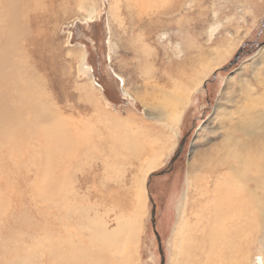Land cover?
I'll return each instance as SVG.
<instances>
[{
    "label": "rangeland",
    "instance_id": "obj_1",
    "mask_svg": "<svg viewBox=\"0 0 264 264\" xmlns=\"http://www.w3.org/2000/svg\"><path fill=\"white\" fill-rule=\"evenodd\" d=\"M14 1H27L33 6L32 9L27 7L28 12L23 13L22 22L16 20L20 23L19 26L28 23L25 30L29 32L25 37L26 50L22 49L20 44L16 59L23 66V71L28 70L24 72L25 76H22V84L31 82V101L46 114L45 102L49 98V102L58 109L57 113L63 112L62 115L56 116L59 117L58 121L65 119L70 128L78 123L80 132L89 134L85 143L90 144L84 143L78 147L72 144L73 139H69L61 142L64 147H58V142L47 134L44 147L41 148L37 138L40 131H43L44 137L48 120H37L31 110L19 112L27 118L24 119L27 124H21V130L16 123L0 129V155H5L8 159L13 156L12 140L17 134L11 133L17 130H20L18 135L22 134V139H28L29 142L31 140L28 145L33 150L30 159L29 147H24L23 144L19 156V159L24 160L26 166L30 167L29 188L23 187L28 188L31 194V197L27 198L30 203L29 217L27 216L30 225L25 229L27 232L24 230L26 234L22 233L19 227L18 234L11 237V196L6 194L8 190L5 187L4 192L0 189V239H7L8 244L4 249L15 253L6 260V264H60L63 261L67 264H77L81 258L80 251L91 254V251L97 253L101 250L105 256L98 259L101 264H104L107 257L110 258L109 255L114 257L112 264H176L178 254L173 246L172 235L181 216L179 207L186 188L188 167L195 152L201 149L197 147L205 138V134L220 132L218 121L224 116L225 109L228 113L239 111L252 116L258 115L256 129L264 130V110L261 106H254L250 100L242 101L250 86L264 82V0H184L182 2L189 4L187 9L177 8L175 20L178 23L174 29L177 40L172 43L181 42V47H175L168 41L169 33L159 36V43L170 50L172 60L169 69L167 65L166 69L158 66L160 73L165 72L164 78L175 74L177 64L187 56L194 58L215 48L224 54L225 50L227 52L235 43H239L223 66L209 71L202 81V86L190 90L182 121L177 127L170 126L165 116L155 107L152 110L153 106L145 107L141 103L144 97L155 92L153 88L147 91L146 78L143 79L140 74L135 75L133 72L127 43L130 34L121 32L118 21L111 15V7L118 2L119 16L122 9L120 0H79L86 2V6L95 8L96 14L90 17V8H82L78 13H67L62 19L58 13L55 15V10L50 9L49 13L45 11L44 2H48L50 6L58 5L59 2ZM14 1L0 0L4 3ZM185 12L186 17L183 16ZM182 16L184 19L180 22ZM179 26L185 29L184 36L180 34ZM189 42L192 45L186 53L185 47ZM156 45L153 42L152 46ZM162 59V63L166 64L164 55ZM208 63L210 62L205 65ZM192 65V74L197 70L198 75L206 72L207 67L199 65L195 70L194 63ZM261 68L263 75L258 76L256 72ZM174 76L172 77L175 79L165 83L164 78L157 75L149 86L153 87V84L158 90L173 93L178 83L176 75ZM199 76L194 84L201 80ZM87 88L94 92L92 101L88 92L85 93ZM262 93L247 95L255 97ZM153 95L162 97L163 93L156 92ZM95 100L102 102L99 109ZM245 107L249 110L246 111ZM96 110L120 119L141 118L145 122L153 123L151 139L147 141L149 158L153 161L141 167L143 162L138 165L132 157L131 161L134 162L123 159L124 161L112 162L111 165H102V150L97 146L98 141H95L96 135L100 134L97 131L100 124L97 121L94 123L93 119H100L96 116ZM112 127L116 130V127ZM77 132L73 133L81 136V133ZM86 147L90 150L89 153L84 152ZM140 152L143 151L140 149ZM178 153L177 160L172 164ZM16 169L19 167L16 166ZM161 172L164 174L156 175ZM10 174L13 182L14 170L8 166V181L3 180L4 182H10ZM0 178L2 179L1 173ZM141 188L145 194L139 193ZM153 205L156 207L154 220ZM98 215L103 220L101 225H105L108 233L118 231L120 242L123 240L122 250L120 245L119 249L112 250L113 248L101 244L108 239L94 232L93 222ZM122 219L139 223L135 237L137 240L125 239L126 227L119 224ZM1 228L5 230L1 231ZM21 234L27 237L25 241L22 240ZM76 246L82 250H76ZM260 251L261 246L255 250L250 264H264ZM63 254L65 257H62ZM2 260L4 256L0 252V262Z\"/></svg>",
    "mask_w": 264,
    "mask_h": 264
},
{
    "label": "bare ground",
    "instance_id": "obj_2",
    "mask_svg": "<svg viewBox=\"0 0 264 264\" xmlns=\"http://www.w3.org/2000/svg\"><path fill=\"white\" fill-rule=\"evenodd\" d=\"M49 1H52V3L59 2V4L55 6L51 4L50 6L47 4L48 2H44L46 3V13L55 10V15L58 13L61 19L67 13H78L82 8H90L85 5L86 2H79V0ZM120 1L122 9L119 16H124V18L118 16V2L111 7V15L118 21L119 30L124 34H130L127 43L128 54L131 55L132 70L135 75L140 74V77L146 78L145 82H148V85L145 84V88H147V91L153 88L155 93H163V98L159 95H153L155 93L148 94V97H144L141 103L145 107L152 108L153 106L152 110L155 107L157 111L165 116L170 126L177 127L182 121L184 115L183 109L190 90L193 87L202 86V81L207 77L209 71H214L223 66L222 64L227 62V59L239 43H235L227 52L225 50L224 54L221 50H215V48L209 49L206 53H201L194 58L186 55L187 57L177 64L176 73L164 78L166 74L165 72L160 73L158 66L165 68L167 65L169 69L172 60L170 59V50L159 43L161 41L159 36L163 33H169L168 41L174 44L175 47H181V42L172 43L177 40L176 30L174 29L178 22L175 20V15L178 7L183 10L187 9L188 2H182L184 0ZM27 7L32 9L33 6H30L27 1L0 2V12L2 13L0 15V129H4L5 125L9 127L7 125L16 123L21 130V124L25 123L24 119L27 118L23 117L19 112L24 113V111L30 112L31 110L37 120L42 121L44 118L48 120L46 122L48 125L44 129V137L42 135L43 131H40L37 138V142L41 148L44 147V138H46L45 135L47 134H49L51 139L56 140V143L58 142V147H64V144L61 142L69 139H73L72 144L79 147V145L81 146L86 142V137L89 134L86 132V134L84 132V134L81 133L82 131L80 132L78 123L71 125V129L65 119L58 121L59 117L56 116L58 114L62 115L63 112L61 111L62 114L60 112L57 113L58 109L56 110L54 105L49 102V98L45 102L46 114H44V110L37 108L31 101L33 99L31 82L26 85L22 84V76H25L24 72L26 73L28 70L25 69L26 71H23V66L16 59V51L20 48V44L22 49L26 50L25 44H27V39L25 37L29 35V32L25 30L28 27V23L27 25L22 24L19 26V22H22L23 13L28 12ZM20 10L21 13L19 14ZM88 14L90 17L94 16L96 14L95 8H90ZM186 15L187 12L183 13L184 17ZM183 16L180 22L184 19ZM179 29L180 34L184 36L183 32L185 29H181V27ZM153 42L157 44L156 47L152 46ZM191 45L190 42L186 44V53ZM199 48L203 49L202 46H199ZM179 51L183 50L179 49ZM162 55H164V59L166 58V64L162 63ZM207 62L210 63L205 65ZM192 63H194V68L199 65L207 67L206 72L202 73V75L199 74V76L197 70V72L195 71L192 74ZM256 74L258 76L263 75V68L259 69ZM157 75L164 78L165 83L175 79L172 76L176 75L178 83L177 85L174 84L177 86L176 89L174 88L175 92H163L155 88L153 84L151 85L153 87H150L149 83L153 82L157 78ZM198 76L201 77V80L194 84ZM82 88L84 89V87ZM249 88L247 94L263 93L255 97L245 94L242 97V101L244 99L250 100L254 106H261L264 110V82L261 84L255 83L254 87L250 86ZM87 92L92 101L95 97L94 92L88 88L85 93ZM95 101L97 103L96 107L98 105L97 108L99 109L102 102L99 100ZM19 105L21 107L18 108ZM245 110L248 111L249 108L245 107ZM96 116L100 117V119L96 120L94 117L95 122H93L96 123L97 121L100 124V128L97 130L100 134H97L95 137V141H98L99 144H95L102 150L100 156L102 165H111L112 162L124 161L123 159L131 161L132 157L138 165H140L141 161L143 162L141 163V167L153 161L152 158H149V146L147 143L151 139L153 123L145 122L141 118L120 119L112 114H102L101 112H97ZM257 118L258 115L252 116L249 113L239 111L228 113V110L225 109L224 116L218 121L220 132H214L211 135L205 134V138L198 145L197 148L201 149L197 150L191 158L186 188L184 189L179 207L181 216L172 235L173 246L175 252L178 254L177 256L174 253L177 256L176 264H250L255 250L259 246H261V257L264 258V130L259 131L256 129ZM83 119L82 122H84ZM98 124L95 125L97 126ZM112 126L116 127V130ZM82 127L84 130V124H82ZM90 129L92 130V128ZM20 130L12 131L11 133V135L17 134V137H13L12 140L13 156L8 159L5 155H0V173L2 174L0 189L4 192L5 187L8 190L6 194L11 196V214L9 215L10 225L13 230L11 237L18 234L19 227H21V232L24 233V230L28 229L30 225L27 219L30 209V203L27 202V198L31 197L28 189L30 181L28 171H30V167L26 166L24 160L21 161L19 156L23 144L24 147H29L28 156L30 159L33 155L31 153L33 150L29 146L31 140L29 142L28 139L24 140L21 138L22 134L18 135ZM72 131H78L81 133V136H78V134L76 136ZM91 134L95 136L94 132ZM25 135L29 136L27 133ZM85 144L88 145L90 143ZM140 149L143 152H140ZM84 152L89 153L90 150L87 149ZM8 166H11L14 170V178L13 182H11L12 175L10 174V182L6 183L3 180L8 181ZM16 166L19 169H16ZM24 186L28 188H23ZM139 193L142 195L144 189L142 190L141 188ZM99 216H96L93 222L94 232L96 235L108 239L107 242H102L101 244L106 245L110 249L113 248L112 250L119 249V245L121 248L123 240L120 242L121 239L118 231L108 233L105 225H101V221L103 220ZM119 224H123L126 227V240L127 238L131 240L136 239L139 223L126 222V220L122 219L121 222L119 221ZM4 230V228H1V231ZM25 231L27 232V230ZM21 236L23 237L22 234ZM25 237L22 240L25 241L27 238ZM7 244V239H0V252L4 256V260L0 264H6V260L15 255L13 251H6L4 249ZM24 246L22 249H24ZM75 248L76 250H82L79 246ZM123 250L125 252V249ZM102 252L103 250L97 253H92L91 251V254H85L80 251L79 255L81 258L78 259L77 264H101L99 263L100 261L98 262V259L103 258L104 254ZM109 256L110 258L107 257L108 259H106L104 264H112L111 261L114 260V257L112 255ZM62 257H65V254ZM74 263L72 262L71 264ZM60 264L67 263L63 261Z\"/></svg>",
    "mask_w": 264,
    "mask_h": 264
},
{
    "label": "water",
    "instance_id": "obj_3",
    "mask_svg": "<svg viewBox=\"0 0 264 264\" xmlns=\"http://www.w3.org/2000/svg\"><path fill=\"white\" fill-rule=\"evenodd\" d=\"M236 58H237V56H236ZM182 147H183V144L181 145V148ZM178 156H179V153L176 154L175 158L172 160V162H171L172 164L177 160ZM162 174H164V172H161V173L156 174V175H162ZM152 177H153V175H151V178ZM147 187H149V183L147 184ZM155 215H156V207H155V205H153V210H152V218H153V220L155 219ZM153 223H154V221H153Z\"/></svg>",
    "mask_w": 264,
    "mask_h": 264
},
{
    "label": "crops",
    "instance_id": "obj_4",
    "mask_svg": "<svg viewBox=\"0 0 264 264\" xmlns=\"http://www.w3.org/2000/svg\"><path fill=\"white\" fill-rule=\"evenodd\" d=\"M257 14V13H256ZM260 14V13H259ZM255 15V14H254Z\"/></svg>",
    "mask_w": 264,
    "mask_h": 264
}]
</instances>
